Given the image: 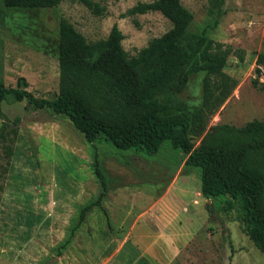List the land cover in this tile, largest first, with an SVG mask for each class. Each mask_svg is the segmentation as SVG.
<instances>
[{"label": "rangeland", "instance_id": "1", "mask_svg": "<svg viewBox=\"0 0 264 264\" xmlns=\"http://www.w3.org/2000/svg\"><path fill=\"white\" fill-rule=\"evenodd\" d=\"M94 1L104 7L102 14L73 0L37 8L6 7L0 0V82L14 87L22 76L35 96L57 95L61 17L87 41L105 38L115 22L128 56L171 26L159 11L123 14L136 2L150 0ZM181 2L193 13L188 31L203 32L233 49L224 70L236 84L206 127L240 126L261 118L264 62L257 72L256 57L264 53V0ZM203 73L190 74L179 93L187 103L191 127L202 100ZM0 109V264H264V252L244 229L237 202L224 208L227 197L203 196L199 168L184 165L186 154L169 140L154 152L143 146L121 149L102 134L87 140L66 116L34 109L25 100L2 101ZM190 135L194 147L199 146L201 135ZM102 184L104 209L108 201L119 206L126 200L129 209L152 215L141 220L147 230L155 233L162 227L166 233L176 230L177 236L137 237L128 232L129 221L110 234L106 225L103 236L95 237L96 226L104 225V213L93 206L72 241L61 246L79 206L97 198Z\"/></svg>", "mask_w": 264, "mask_h": 264}, {"label": "trees", "instance_id": "2", "mask_svg": "<svg viewBox=\"0 0 264 264\" xmlns=\"http://www.w3.org/2000/svg\"><path fill=\"white\" fill-rule=\"evenodd\" d=\"M2 1L6 7L37 8L53 7L62 0ZM73 1L82 3L93 14L104 12V7L94 0ZM147 11H159L171 26L132 56L123 49V33L115 22L105 38L87 41L70 21L61 17L56 46L57 95L52 99L35 96L25 88L27 82L20 76L14 87L0 82V105L13 99L25 100L34 109L48 108L66 116L87 140L102 134L121 149L143 146L154 152L163 140H169L186 154L184 165L199 168L203 196L227 197L224 208L237 202L243 212L244 229L264 252V115L240 126L216 123L206 127L209 116L236 84L224 70L233 49L203 32L188 31L193 13L181 0L138 1L123 14ZM236 55L243 59L239 51ZM263 62L264 53H258L257 72ZM198 71L204 72L202 100L194 109L191 127L187 103L179 93L189 75ZM191 131L201 135L197 147L192 143ZM3 137L0 131V142ZM105 192L102 184L97 198L79 206L76 222L61 246L70 242L93 206H99L107 215L101 205Z\"/></svg>", "mask_w": 264, "mask_h": 264}, {"label": "crops", "instance_id": "3", "mask_svg": "<svg viewBox=\"0 0 264 264\" xmlns=\"http://www.w3.org/2000/svg\"><path fill=\"white\" fill-rule=\"evenodd\" d=\"M128 201H130V200H128ZM123 202L126 203V200L125 201L122 200V202L120 203L119 206L116 205L113 201H108L107 203H104L106 206L105 211H106L107 215L104 214V225H102V226L100 225L99 227L96 226V228L94 229L93 234L95 237H97L98 235L103 236V229L106 227V225H108L107 226L108 233L110 234L111 232H115V231L122 229L123 226H125L123 224L126 222H129V221L131 224L130 225L128 224L129 225L128 226L129 227L128 232L129 233H136L138 235L137 237H142L145 234L147 235V237L148 236L149 237H156V236H159V234H163L164 237L167 236L166 234H169L170 236H174V237L177 236L176 230L174 232V231H172V229L170 230L171 233H169V232L166 233L162 227L157 228L155 233L151 230H147V228L145 226H142L141 220L147 216H149V218H150L152 215H149L148 211L143 210V209H141L139 211H135V208L132 207L133 204L131 205L132 209H129L128 206H130V204L128 202L122 206L121 204ZM114 217L116 218V220H114ZM131 219H132V221H131ZM80 226H81V224H80ZM147 227L150 228L149 226H147ZM71 241L72 240H70V242ZM136 241L139 242L138 240H136ZM111 245H113V243ZM116 245H115L114 250L118 247V245L117 246ZM139 245H140V243H139ZM151 251H154L152 247H151ZM100 252H102V251H100Z\"/></svg>", "mask_w": 264, "mask_h": 264}]
</instances>
